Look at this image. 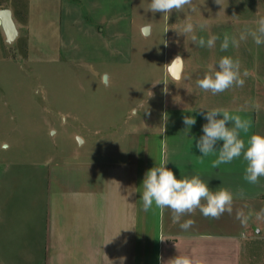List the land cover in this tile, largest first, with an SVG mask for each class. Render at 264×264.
Here are the masks:
<instances>
[{"label":"crops","instance_id":"crops-1","mask_svg":"<svg viewBox=\"0 0 264 264\" xmlns=\"http://www.w3.org/2000/svg\"><path fill=\"white\" fill-rule=\"evenodd\" d=\"M10 1H16V5L2 4L0 8L12 10L19 35L26 33L29 45L38 48L41 60H55L51 55L56 52L93 67L104 61L128 60L125 40L137 32L132 29L133 0ZM259 1L264 17V0ZM245 15L244 29H256L259 19L254 20V10L247 9ZM238 42L244 52L238 58L241 73L248 72L247 77L242 76L245 84L218 95L199 88L202 105L195 126L188 129L183 123V117L189 115L185 112L190 111L180 92L185 60L181 77L175 79L168 71L174 59L167 65L165 59L163 77L173 79V83L167 82V92L162 88L165 121L158 128L150 124L146 131L129 133L131 158L109 154L97 160L77 159L60 162L48 171L44 178L47 184L39 191L43 195L32 202V209L42 215L43 230L40 235H27L30 240H40L35 264H161L159 257L168 261L177 255L190 256L203 264H264V238L261 228H255L261 223L258 214L264 210V177L256 184L247 182L242 156L214 169L212 161L217 156L201 159L202 153L195 147L207 123L203 113L217 107L252 121L249 133H241L246 147L252 134L264 135V44L255 48L251 36ZM122 54L123 57H112ZM220 58H209L208 65H216ZM199 63L207 64L206 60ZM201 69L204 75L210 70ZM223 94L234 99L216 103ZM243 96L246 103L238 104ZM222 144L218 141L215 150ZM162 162L177 179L198 175L213 191H231V213L226 211L213 219L197 210L181 217V223L195 221L184 231L179 223L172 222L169 209L161 211L153 206L144 212L140 200L144 175ZM32 216L35 212L29 217Z\"/></svg>","mask_w":264,"mask_h":264},{"label":"rangeland","instance_id":"rangeland-1","mask_svg":"<svg viewBox=\"0 0 264 264\" xmlns=\"http://www.w3.org/2000/svg\"><path fill=\"white\" fill-rule=\"evenodd\" d=\"M15 2L0 0V5ZM149 3L133 0L132 29L137 32L125 40L128 60L104 61L100 66L75 62L57 52L51 55L55 60H41L25 32L9 43L0 28V264L36 263L40 240L27 235H40L43 230L42 215L32 209V202L43 195L39 191L47 184L48 171L77 159L97 160L109 154L131 158L129 133L146 131L150 124L162 126L166 116L162 88L173 83L163 77L165 59L166 65L179 55L185 60L180 92L190 107L185 113L197 121L202 96L196 82L204 75L201 68H214L208 62L215 56H242L239 46L220 50L224 34L240 40L247 9L254 10L255 21L262 17L259 0H219V4L193 0L194 12L186 6L169 18L147 11ZM186 18L206 25L204 30L196 29L198 37L219 36L216 47L201 48L192 43L191 34L178 35L176 30ZM142 25L150 27L149 35L143 34ZM201 60L207 64H200ZM224 99L234 96L223 94L216 103ZM246 101L243 96L238 104ZM32 212L35 219L30 221ZM261 223L255 228H261L264 238V216Z\"/></svg>","mask_w":264,"mask_h":264},{"label":"clouds","instance_id":"clouds-1","mask_svg":"<svg viewBox=\"0 0 264 264\" xmlns=\"http://www.w3.org/2000/svg\"><path fill=\"white\" fill-rule=\"evenodd\" d=\"M216 3L219 4V0H216ZM186 6L188 10L195 11L193 0H150L147 11H151L153 14L159 12L169 18L173 11L183 12ZM205 27L206 25L203 23H194L186 18L184 24L176 32L178 35L184 36L191 34L193 44L211 49L215 47V43L220 37L217 35H211L207 39L202 36L198 37L195 34L196 29L204 30ZM248 36L252 37L256 45L264 44V17L257 21L256 29H246L241 33L239 39L245 40ZM230 44L235 47L239 46L235 37H230L225 33L220 50L227 51ZM181 61L183 60L177 56L171 63ZM242 76L247 77L248 72L245 70L241 73L240 61L230 56H222L214 68L206 72L203 78L198 79L196 83L201 90L218 95L233 87H243L245 79ZM175 78L179 79L178 76ZM165 92H167V87H165ZM203 115L207 123L202 126L203 135L195 145L202 153L200 158L216 155L217 158L212 161V167L217 169L220 165L231 163L234 159L242 156L246 162L244 179L250 184L258 183L259 178L264 177V135L252 134L246 147L241 133H249L252 126L250 119L243 118L239 114H231L228 109L219 107L207 109ZM221 115L222 118H217ZM183 123L187 126L186 128L190 129L195 125L196 119L194 116L185 115ZM218 141H223V144L217 151L214 146ZM166 164L162 162L149 169L144 175L142 192H140L144 212H148L153 206L161 211L169 209L172 213V222L179 223L180 228L184 231L190 229L195 221L187 219L181 223V217L192 215L197 210L205 218L213 219H219L226 211L231 213L233 203L231 191L224 188L213 191L198 175L177 179L173 171L166 167ZM239 195L242 196L243 192L241 191ZM258 215L264 216V210ZM159 240L164 241V239ZM159 259L161 264H203L202 261L194 260L187 255H177L168 261H164L163 257H159Z\"/></svg>","mask_w":264,"mask_h":264},{"label":"water","instance_id":"water-1","mask_svg":"<svg viewBox=\"0 0 264 264\" xmlns=\"http://www.w3.org/2000/svg\"><path fill=\"white\" fill-rule=\"evenodd\" d=\"M0 26L3 27L7 41L9 43L13 42L18 37L19 31L14 21L12 10L10 8H0ZM143 34L144 35L150 34L149 26L143 27ZM179 57L183 60L182 56L179 55ZM182 70H183V61L171 63L168 67L169 74L173 78L177 76L180 78ZM104 81L107 83L108 81L107 75H104ZM78 139L80 140V142H83V139L81 137H78Z\"/></svg>","mask_w":264,"mask_h":264}]
</instances>
